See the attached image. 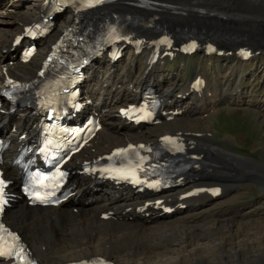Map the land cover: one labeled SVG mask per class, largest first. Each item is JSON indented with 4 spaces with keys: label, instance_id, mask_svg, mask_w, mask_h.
<instances>
[{
    "label": "bare ground",
    "instance_id": "1",
    "mask_svg": "<svg viewBox=\"0 0 264 264\" xmlns=\"http://www.w3.org/2000/svg\"><path fill=\"white\" fill-rule=\"evenodd\" d=\"M3 1L4 0H0V83L4 81L5 75L9 74L19 79L27 87V93L21 99L20 110L9 116H0V134L4 137L5 141L9 142V145L12 146L15 137L18 135V131H23L25 128L29 129L32 124V118L28 117V113L31 110L30 107L35 105V97L47 83L53 80L49 68L42 63L46 57L45 55H47V52L54 43V38L61 35L69 24H72L73 20L77 18V12L72 11L68 13L67 19L62 21V24L55 28L54 38L43 43L45 55H43L41 60L37 61L34 56L27 64H20L15 61L9 53H5L4 51L10 48L13 37L20 34L22 27L30 24L33 16L39 13L41 3L44 0L28 7L27 12L21 9L29 0H18L8 6H2ZM176 1L177 5L180 3L184 6L198 7L201 9L200 13L197 12V9L191 7L178 5L180 8L176 9L173 4L165 2L162 3L169 4L172 7L151 5L152 8L142 9L140 8L141 6L134 5L137 2L136 0H118L115 8L121 11L132 12L129 9L137 7L139 8L137 13L142 15L145 20L156 17L158 23L169 25L176 24L175 26H184V28H191V26L206 27L203 28L205 31H207V28L210 26V28H216V31H213L215 33H221L222 31L232 32L239 37L245 36L247 41H255V45L259 43V41L257 42L247 37L248 33L251 36L253 33L259 34L264 31V12L260 8L264 0ZM163 9L175 11L173 13H165ZM180 13H184L185 16L183 14V16L176 15ZM219 15L222 17L225 16V18ZM9 19L11 21H9ZM211 20L219 21L212 23ZM223 20L232 23L234 28L219 26ZM139 22L141 23L142 21L139 20ZM148 32L146 31L147 42L141 55L146 61V66L140 75H134V67H132L129 73L127 72L125 76H122L117 72L116 65H103L101 62L99 64L96 62L91 66L89 72V79L93 83L90 87L91 92L93 91L92 93L96 98L97 106L101 109H107V111L101 116L104 121L103 129L96 135L92 146L81 153L83 154L82 157L95 158L112 148L124 147L129 143L140 142L143 139L151 140L149 139L150 134H152L151 129L136 131L132 126L127 125L124 120L118 117V109H116L117 106H122L129 99H135L139 87L152 86L156 91L160 92L164 104L170 103L181 106V109H183L184 114L187 116L192 114H204L208 111H212L219 103L233 102L232 100L237 98L234 97L237 95V92L235 94L229 92L237 91L239 86H234V83L231 82H228V84L226 82L224 84V81H206L205 88L202 91H196L195 88L191 87V83L185 87L178 85L167 86L163 83L164 81L161 82L158 80L155 76L157 72L155 70V64H150L148 58L155 49V42L159 38V35L154 33L150 35ZM183 44L184 43L181 41H176L172 45L170 51H172L173 54L179 53L178 51ZM234 45L232 47L235 48L236 44ZM203 55L207 62V68L211 69L214 66V58L218 56L215 54ZM232 56H234V54ZM236 57L239 56L236 55ZM239 59L240 61L242 60L240 57ZM124 78L127 79L125 83L123 82ZM119 84H121V87L116 88ZM223 90L228 94L225 95ZM175 93L180 94L181 97L185 95L191 97V103L189 105L186 104L184 107L182 99H177L176 96H173ZM173 97L175 101L172 100ZM164 125L167 124H162V126ZM11 126H13V132L11 131ZM168 133L179 135L188 142L190 146H193L194 149L190 150L192 155L200 157L208 151L210 154L211 151H216L220 152L222 155L221 157L209 155V157L205 159L204 165H206L208 160L209 163H211V167L207 165V167H205L201 163L203 169H206V171L209 170L207 172H200L196 168L190 170L184 179V187L191 185L190 188L183 191L176 190L172 194L161 197L164 198L165 204L167 203V205L180 206L188 203V210L190 212H195L205 206L208 201L216 200L214 198L215 196H212L213 194L210 195V192L202 195H197L194 192L191 198L181 200L180 196L187 191L203 187L195 185L196 179L202 182L208 180L220 182L235 180L239 175L248 177V173H255L258 170L259 175L264 174L261 173L263 166H257L249 160L237 158L231 153L216 149L208 144L205 141L206 138H204L206 133L203 134L200 132L199 134L201 137H198L195 133L178 127L165 128L163 135ZM80 155L79 157H81ZM74 164H77V162L75 161ZM232 172L234 174H232ZM7 173L11 175L10 170H8ZM227 191L228 190L222 189L220 195L222 196ZM111 194L113 193H109V195ZM220 195L216 198H221ZM82 197L83 195L77 199L76 204L69 202L60 205L56 209L32 208L27 207L23 203H16L12 209H9L4 214V220L14 230L13 232L19 239L32 249L35 258L46 264H67L100 255H104L103 257L105 258H112L116 264H156V260L154 259L157 258H154V255H149L148 253L138 254V259L134 262L130 254L124 255L121 248H124V245L126 246L128 244L127 242L136 240L139 236H144L146 238L150 236H183V233L178 234L172 230L176 226L177 228H185L186 225L184 227L182 224L188 223H194L193 226L188 227L194 232L192 233L193 236L216 235L214 234V227H206V225L197 223L199 222V218L205 214L204 212H198L199 214L197 215H200V217H196L197 215L194 214H187L178 218L179 215L186 212L177 210L172 217L167 218L165 215H162V211L155 208L156 206L153 204L145 211L149 213L148 217H142L136 214V211L138 207H141L149 200L141 201L130 192L123 194L116 192L113 194L109 203H101L98 199H102L104 196L100 193L96 195V192L91 190L86 197L95 198V201L87 206L84 204L85 200H81ZM155 200L157 199H153L152 201ZM74 209H76V213L73 212ZM108 212L113 213L112 218L102 220V214ZM126 217L131 218L126 220ZM172 218H174L173 221L167 222V220ZM80 221H84L83 226ZM195 223H197V225H195ZM149 224L152 225L149 226ZM221 224H223L220 228L221 234L224 235L227 231L231 236H234L235 231L233 227L235 223L231 221V219ZM46 236L52 237V245L49 244L50 242L48 244L45 242ZM97 236L101 237L97 238ZM155 241L153 239V241H151L152 244H156ZM117 244L120 246L115 253V248H113V246ZM201 260L204 261V259Z\"/></svg>",
    "mask_w": 264,
    "mask_h": 264
},
{
    "label": "rangeland",
    "instance_id": "2",
    "mask_svg": "<svg viewBox=\"0 0 264 264\" xmlns=\"http://www.w3.org/2000/svg\"><path fill=\"white\" fill-rule=\"evenodd\" d=\"M17 1L4 0L2 6H8ZM39 1L29 0L21 10L27 12L28 7L33 6ZM157 1L173 4L176 9L180 8L178 5L184 6L180 3L177 5L176 0ZM184 7L197 9L199 13L201 10L195 6ZM260 8L264 12V3L260 5ZM138 9L137 7H132L129 10L140 16L142 18L141 21L145 23L147 20L137 13ZM174 11L164 10L163 12L173 13ZM182 14L185 16L184 13L176 15L183 16ZM154 19L156 22V17ZM64 20H66V16L61 17L59 23L61 24ZM9 21L11 20L9 19ZM211 21L215 23L219 20ZM158 25L171 26L170 28L172 29L184 28V26H175L176 24ZM219 26L234 28L232 23L225 22L224 20ZM191 28L203 30L206 27L191 26ZM214 30L216 31V28H210V26L207 28V31ZM262 32L259 34L253 33L251 36L248 33L247 38L254 39L258 42L264 35V31ZM151 33L157 34L151 31L148 32L150 35ZM44 53L43 48H39L35 55L36 60H41ZM185 60V66L184 60L178 58L176 62L164 67L163 70H156L155 76L161 82L164 81L163 83L167 86L178 85L183 87L190 82L194 75L202 74L209 82L215 80L216 82L224 81V84L231 82L234 83V86H239L240 91L234 96L237 98H234L232 100L233 102H227L225 104L219 103L215 107L216 109L214 108L208 113L206 112V115H204L205 113L192 114L190 116L183 114L178 120L170 122L167 125L150 128L152 134H150L149 139L151 140L149 141L155 142L156 138L158 140L164 134L165 128L168 127H178L193 133H207L210 135L207 137V143L222 151L231 153L237 158L249 160L260 167L263 166L261 173H264V56H256L247 62L240 61L236 55L215 57L214 66L211 69L207 68V62L202 53L186 58ZM144 62L145 60L141 57L138 59L134 58L129 51L116 65L117 72L125 76L134 67V75L138 76L145 69ZM123 82H127V79L124 78ZM223 92L225 95L228 94L225 90ZM229 93L235 94L236 91H230ZM246 96H248L247 99L245 98ZM190 103L189 99H187L183 103V106L185 107L186 104L189 105ZM206 163L208 167H211V163L208 160ZM204 166L207 167L206 165ZM258 171L248 173V177L239 175L235 182L230 180L232 183L220 181L222 184L225 182L224 185L226 187L230 186L224 190H229L230 188H233V190H229L227 193L225 192L222 196L220 195L221 198L217 199L214 197L216 200H213L212 203L206 204L195 212L185 210L184 212L186 213L178 216L180 218L183 215H197L199 214L198 212H204L205 214L201 217L200 215L196 216L200 217L197 223L206 225V227H214V234L216 235L193 236L192 233L194 232L188 227L193 226L194 223L182 224L184 227L186 225V227L177 228L176 226L172 231L178 234L183 233V236H150L147 237L148 239L144 236H139L136 240L127 242L128 244L126 243L127 245H124L125 249L121 248L124 255L130 254L131 259L135 262L138 259V254L148 253L149 255H154V258H157L154 259L156 260V264H264V174H260V176ZM220 182L208 180L204 183L211 187V184L221 186L222 184ZM209 187H204L203 193H199L198 191L194 192L197 195L206 194L210 192ZM173 219H169L167 222L173 221ZM228 219H231L235 223L233 227L235 231L234 236H231L226 230H223L226 231V234L224 233L225 236L220 232V228L223 226L221 223H224ZM80 223L83 226L84 221H80ZM100 237L97 236V238ZM45 239L47 244L49 242L50 245L53 244L51 236H46ZM153 239L154 241L156 240V244H152L151 241ZM119 246L118 244L113 246L115 253L118 251ZM106 258L108 259L109 257ZM201 259H204V261ZM108 260L114 262L112 258Z\"/></svg>",
    "mask_w": 264,
    "mask_h": 264
},
{
    "label": "water",
    "instance_id": "3",
    "mask_svg": "<svg viewBox=\"0 0 264 264\" xmlns=\"http://www.w3.org/2000/svg\"><path fill=\"white\" fill-rule=\"evenodd\" d=\"M220 16V15H219ZM222 17V16H220ZM233 17V16H232ZM222 18H225V16H223ZM220 35L224 36L226 39V42H223V41H218V40H214V43L218 46H221V47H224V48H229V49H232L233 45L236 44H240V45H243V44H246V45H249V46H256V47H264V39L259 42L257 45H255V41H248V42H245L244 41V38H246L245 36L243 37H239L238 35H234L232 32H224L222 31L220 33ZM243 38V39H241ZM232 41V42H231ZM223 45V46H222ZM235 46V45H234ZM234 172V171H233ZM234 174V173H233Z\"/></svg>",
    "mask_w": 264,
    "mask_h": 264
},
{
    "label": "snow or ice",
    "instance_id": "4",
    "mask_svg": "<svg viewBox=\"0 0 264 264\" xmlns=\"http://www.w3.org/2000/svg\"><path fill=\"white\" fill-rule=\"evenodd\" d=\"M5 243H6V241H5ZM17 255H19V253H17Z\"/></svg>",
    "mask_w": 264,
    "mask_h": 264
}]
</instances>
